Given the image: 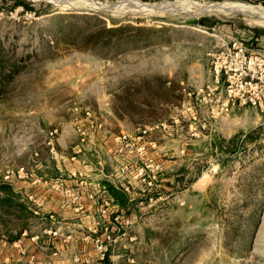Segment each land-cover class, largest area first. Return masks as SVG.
<instances>
[{"label":"rangeland","instance_id":"1","mask_svg":"<svg viewBox=\"0 0 264 264\" xmlns=\"http://www.w3.org/2000/svg\"><path fill=\"white\" fill-rule=\"evenodd\" d=\"M45 1L41 15L0 9L1 56L21 66L0 98V180L25 165L73 185L114 181L125 202L105 190L68 217L74 237L106 244L97 264H264V111L223 105L224 77L207 98L197 91L216 84L221 37L264 31L218 5L264 0ZM69 12L166 25L168 41L102 57L66 37L80 18H50Z\"/></svg>","mask_w":264,"mask_h":264},{"label":"crops","instance_id":"2","mask_svg":"<svg viewBox=\"0 0 264 264\" xmlns=\"http://www.w3.org/2000/svg\"><path fill=\"white\" fill-rule=\"evenodd\" d=\"M22 166V165H21ZM25 166V165H23ZM20 167L18 165L15 169ZM26 173L3 177L0 183L8 184L20 201L27 205L29 217L15 218L11 224L0 222V264H15L25 256L31 255L36 263L46 260L52 264H97L103 260L96 247L90 248V241L81 234H72L74 222L69 221L73 213L83 215L92 212L98 197L107 191L108 178L94 182L86 177L72 179L54 177L46 173H36L26 167ZM24 228L18 238L10 239V231L15 234ZM35 235L40 237L34 238ZM90 248V249H89Z\"/></svg>","mask_w":264,"mask_h":264},{"label":"trees","instance_id":"3","mask_svg":"<svg viewBox=\"0 0 264 264\" xmlns=\"http://www.w3.org/2000/svg\"><path fill=\"white\" fill-rule=\"evenodd\" d=\"M6 4H9L11 8L21 5L25 10L34 11L37 15L52 12L50 10L52 3L45 0H0V9ZM57 16L80 18V21H72L67 25L66 37L71 39V43L75 47L93 50L102 57H107L109 54L117 55L132 48L147 47L168 41L167 38L165 40L162 38V35L167 33L168 30V26L166 25L155 27L130 22L108 25L104 18L89 13H54L50 18H56ZM112 20L114 23L117 22L114 21V18ZM201 21L202 25L208 28H212L216 23H219V20L209 22L207 18H201ZM263 37L264 31L249 35L248 38H243L251 46L264 48ZM20 70L21 66L18 63H9L6 59L2 58L0 53V98L6 91L8 83ZM107 188L118 201L125 202V198L127 197L123 190L111 182H107ZM26 208V203L20 201L8 184L0 183V210L7 215L5 218H2L0 214V222L8 226L10 221L15 218H28L29 214ZM27 227V222H24L17 233L13 234L10 231V239L18 238L24 228ZM108 258L109 256H106V261Z\"/></svg>","mask_w":264,"mask_h":264},{"label":"built area","instance_id":"4","mask_svg":"<svg viewBox=\"0 0 264 264\" xmlns=\"http://www.w3.org/2000/svg\"><path fill=\"white\" fill-rule=\"evenodd\" d=\"M213 70L216 77V84L207 85L198 88V93L210 94L224 77L226 101L228 103L249 104L259 107L264 111V48L249 45L244 38L230 35L221 37L219 48L212 52ZM219 99V98H218ZM224 107V106H223ZM146 130V129H144ZM26 173L25 166L17 169H9L5 173V178L12 175H22ZM40 237L35 235L34 238ZM96 247L102 256L107 249L106 244L101 238H96ZM15 264H38L33 256L25 254ZM41 264H52V261L46 260Z\"/></svg>","mask_w":264,"mask_h":264},{"label":"bare ground","instance_id":"5","mask_svg":"<svg viewBox=\"0 0 264 264\" xmlns=\"http://www.w3.org/2000/svg\"><path fill=\"white\" fill-rule=\"evenodd\" d=\"M224 3L221 5H218V4H216V5L223 7L221 9H226V10H230V11L231 10L240 11L242 13L249 14V15H257V17H259V19L261 21H264V6H261L260 8H258V7H255V6H252L250 4H246V3H234V2H229V3H225V4ZM196 9H198V8H196ZM203 11H205V10H203Z\"/></svg>","mask_w":264,"mask_h":264},{"label":"water","instance_id":"6","mask_svg":"<svg viewBox=\"0 0 264 264\" xmlns=\"http://www.w3.org/2000/svg\"><path fill=\"white\" fill-rule=\"evenodd\" d=\"M55 1H58V2H63L64 0H55Z\"/></svg>","mask_w":264,"mask_h":264}]
</instances>
